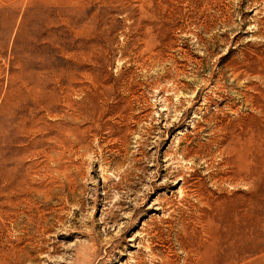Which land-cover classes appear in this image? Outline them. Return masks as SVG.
Returning a JSON list of instances; mask_svg holds the SVG:
<instances>
[{
	"label": "rangeland",
	"instance_id": "374dc122",
	"mask_svg": "<svg viewBox=\"0 0 264 264\" xmlns=\"http://www.w3.org/2000/svg\"><path fill=\"white\" fill-rule=\"evenodd\" d=\"M0 264H264V0H0Z\"/></svg>",
	"mask_w": 264,
	"mask_h": 264
}]
</instances>
